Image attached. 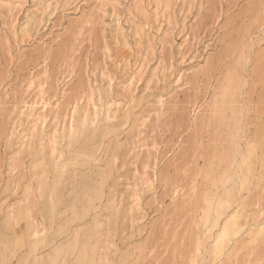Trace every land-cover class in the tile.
<instances>
[{"label": "rangeland", "instance_id": "obj_1", "mask_svg": "<svg viewBox=\"0 0 264 264\" xmlns=\"http://www.w3.org/2000/svg\"><path fill=\"white\" fill-rule=\"evenodd\" d=\"M260 226L264 0H0V264H264Z\"/></svg>", "mask_w": 264, "mask_h": 264}, {"label": "bare ground", "instance_id": "obj_2", "mask_svg": "<svg viewBox=\"0 0 264 264\" xmlns=\"http://www.w3.org/2000/svg\"><path fill=\"white\" fill-rule=\"evenodd\" d=\"M45 104H47V102L43 103V105H42L43 108L46 106ZM34 106H36V105H34ZM28 108H29V106H28ZM32 129H33V127H32ZM236 219H238V218H236V215L235 214H232L231 216H229V218L223 224L220 232L218 233V235H217V237L215 239L214 246L212 245L213 246L212 250H213V255L214 256L220 255L222 253L224 247H225V244H227L228 242H230L232 240V238H234V236L236 235L237 231H239L238 230V227H237V220ZM263 235H264V227L260 226L258 228H254V230L251 231V238H250V240L251 241L258 240Z\"/></svg>", "mask_w": 264, "mask_h": 264}]
</instances>
